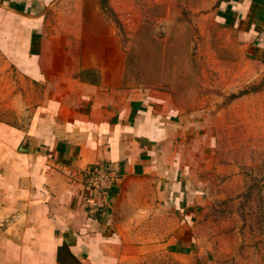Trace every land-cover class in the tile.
I'll return each instance as SVG.
<instances>
[{
  "label": "crops",
  "instance_id": "obj_1",
  "mask_svg": "<svg viewBox=\"0 0 264 264\" xmlns=\"http://www.w3.org/2000/svg\"><path fill=\"white\" fill-rule=\"evenodd\" d=\"M61 1L0 0V54L38 87L33 109L0 107V264H122L163 246L193 253L206 176L223 170L220 115L106 68L104 30L92 24L104 21L99 3L76 1L71 26L47 30ZM210 18L245 69L263 73L264 0H213ZM84 28L95 45L82 44ZM98 164L111 172L107 186L90 175Z\"/></svg>",
  "mask_w": 264,
  "mask_h": 264
},
{
  "label": "rangeland",
  "instance_id": "obj_2",
  "mask_svg": "<svg viewBox=\"0 0 264 264\" xmlns=\"http://www.w3.org/2000/svg\"><path fill=\"white\" fill-rule=\"evenodd\" d=\"M76 1L63 0L52 9L46 29L69 28ZM212 1L91 2L100 4L104 16L103 23L92 24L104 30L97 45L105 48L106 68L119 66L125 84L165 90L188 110L211 108L221 121L217 158L223 170L206 176L195 251L179 254L163 246L122 264H264V113L256 112L264 105V72L252 64L245 69L233 37L210 18ZM87 29L82 44L95 45ZM88 56L79 54L86 62ZM37 88L0 54V107L33 109ZM247 94L248 102L236 104Z\"/></svg>",
  "mask_w": 264,
  "mask_h": 264
},
{
  "label": "built area",
  "instance_id": "obj_3",
  "mask_svg": "<svg viewBox=\"0 0 264 264\" xmlns=\"http://www.w3.org/2000/svg\"><path fill=\"white\" fill-rule=\"evenodd\" d=\"M90 175L94 182L100 187L107 186L112 181L111 172L104 164H98L94 166L90 171Z\"/></svg>",
  "mask_w": 264,
  "mask_h": 264
},
{
  "label": "trees",
  "instance_id": "obj_4",
  "mask_svg": "<svg viewBox=\"0 0 264 264\" xmlns=\"http://www.w3.org/2000/svg\"><path fill=\"white\" fill-rule=\"evenodd\" d=\"M243 94V93H242ZM184 252V251H183Z\"/></svg>",
  "mask_w": 264,
  "mask_h": 264
}]
</instances>
